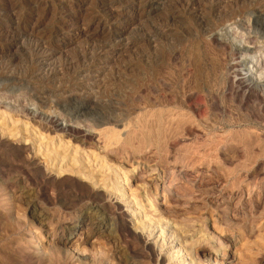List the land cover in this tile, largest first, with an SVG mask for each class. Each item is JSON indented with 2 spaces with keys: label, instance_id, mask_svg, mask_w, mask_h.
I'll return each instance as SVG.
<instances>
[{
  "label": "rangeland",
  "instance_id": "374dc122",
  "mask_svg": "<svg viewBox=\"0 0 264 264\" xmlns=\"http://www.w3.org/2000/svg\"><path fill=\"white\" fill-rule=\"evenodd\" d=\"M27 1L0 0V264H174L180 245L193 264H264V0H150L140 21L132 0L70 20L75 0Z\"/></svg>",
  "mask_w": 264,
  "mask_h": 264
},
{
  "label": "bare ground",
  "instance_id": "6f19581e",
  "mask_svg": "<svg viewBox=\"0 0 264 264\" xmlns=\"http://www.w3.org/2000/svg\"><path fill=\"white\" fill-rule=\"evenodd\" d=\"M4 1V0H3ZM23 0H6V5L4 6V8L5 9H11V10H13V9H16V7L22 2ZM97 0H75L74 1V4H73V8H66L67 6L66 5H64V4H61L60 6H61V9H59V13H60V15L61 16H59L60 18H62L63 20H70V19H68L67 18V16L68 15H70V13H71V11H73L74 9H75V13H76V11H85L86 9H87V7L89 6V4L90 3H95ZM152 1V0H151ZM188 1V0H187ZM190 1V0H189ZM197 1V0H196ZM217 1V0H216ZM225 1V0H224ZM60 2V1H59ZM69 2V1H68ZM221 2V1H220ZM27 4H28V7H29V12L31 13L30 15H32L33 14V16L34 15H37L38 14V16L39 15H43V14H47V13H49V12H53L54 10H53V0H28L27 2H26ZM58 3V2H57ZM56 3V4H57ZM61 3V2H60ZM71 3V2H70ZM120 3V2H119ZM153 3V2H152ZM193 2H189L188 4H187V6L186 7H184V9L185 8H187V9H189V10H191V12L192 13H194V12H196L197 10H198V8H199V6L198 7H196V6H194V3H193V6H190L191 4H192ZM228 3V2H227ZM238 3V2H237ZM245 3V2H244ZM22 4V3H21ZM55 4V3H54ZM126 4V3H125ZM130 4V3H129ZM149 4H150V0H132V2H131V6H128L129 8H130V10L132 11V10H134V9H139V17L137 18V20H139L141 17H143L144 16V12H145V10H141V8L143 7L144 9H146L148 6H149ZM198 4V3H197ZM226 4V3H225ZM100 5V4H99ZM128 5V4H127ZM240 5H241V3H240ZM59 6V7H60ZM94 6V5H93ZM115 5H113V2H109V3H106V2H104V4L100 7V9L101 10H103V11H105L106 12V14H107V19H110L113 23H116V22H118V23H121V24H123L124 23V19H127L128 17H129V19H127V20H129L130 21V23H132L133 22V20L134 19H132V20H130L131 19V15H129L130 13H126V14H123L122 12H121V10H119L118 8H115L114 7ZM69 7V6H68ZM71 7V6H70ZM117 7V6H116ZM223 7V6H222ZM120 8V7H119ZM94 9H95V7H94ZM99 9V10H100ZM2 11H5V10H2ZM126 11V10H125ZM51 12V13H52ZM146 12H147V10H146ZM7 13V12H6ZM56 13V12H55ZM72 13H74V12H72ZM102 13V12H101ZM149 13V12H148ZM2 14V13H1ZM197 14V13H196ZM195 14V15H196ZM92 16V15H91ZM41 17V16H40ZM53 17V16H52ZM76 20V19H75ZM100 20V19H99ZM141 20V19H140ZM139 20V21H140ZM29 21V20H28ZM108 21V20H107ZM106 21V22H107ZM114 21H116V22H114ZM136 21V20H135ZM38 22V20H36V22H35V24ZM98 22H100V21H98ZM129 24V23H128ZM127 24V25H128ZM98 26H100L102 29H103V25H101V24H97ZM104 25H106V24H104ZM116 25H117V23H116ZM97 26V27H98ZM38 27L39 26H35L34 25V27L32 28V30H31V32L30 33H32V35H34L33 33H35V30H39L38 29ZM90 27V26H89ZM83 28V27H82ZM85 28V27H84ZM224 30H222V32L220 31V33L218 34L219 35V37H218V40L217 41H220V43L221 44H224V43H222L223 41V39H221V37L223 36V35H225V34H227L228 35V33H229V31L227 30V27L225 26L224 28H223ZM41 31H43V30H41ZM107 33V32H106ZM7 34V33H6ZM36 34V33H35ZM13 35V34H12ZM83 35V34H82ZM118 35V34H117ZM216 35V34H215ZM25 36V35H24ZM30 36V35H29ZM28 37V36H27ZM35 37H38L39 39H37V40H41V35L40 36H36L35 35ZM216 38H217V36H215ZM214 37V38H215ZM215 38V39H216ZM120 39V38H119ZM122 39V38H121ZM23 40V39H22ZM227 40V39H226ZM120 42V41H119ZM123 45V44H122ZM48 47V46H47ZM46 48V47H45ZM119 48V47H118ZM119 49H121V45H120V48ZM118 51V50H117ZM108 52V51H107ZM115 52V51H114ZM41 54V53H40ZM39 54V55H40ZM103 54V53H102ZM111 54H112V52H111ZM110 53L109 54H107V57L109 56V57H111L112 55H111ZM49 55V54H48ZM103 56H106V51H104V54H103ZM43 58V57H42ZM48 58V57H47ZM45 59V58H44ZM46 60V59H45ZM232 63V62H231ZM253 67H254V65L252 64V62H251V65H249V67H248V70H250V69H253ZM227 69V68H226ZM246 70V69H245ZM52 71V70H51ZM51 71H49V73L51 72ZM230 80V79H229ZM226 81H227V79H226ZM235 82V83H234ZM236 82H237V84H240V86L241 87H245V88H247V90H248V92H250V85H248L246 82H244L243 80H240V78L239 79H235V80H231L230 81V84L232 85L233 83L234 84H236ZM230 86V85H229ZM247 92V93H248ZM252 93V92H251ZM250 93V94H251ZM246 94V93H245ZM260 96V95H259ZM249 97V96H248ZM246 98V97H245ZM178 104V103H177ZM152 105H150V104H147V107H151ZM86 107L87 106H83V107H81V109H80V111L83 113V112H85L87 109H86ZM92 109V108H91ZM90 110V109H89ZM91 111V110H90ZM80 112V113H81ZM88 113V112H87ZM84 114V113H83ZM84 116V115H83ZM144 120V119H143ZM68 126H64V124H61L60 125V128H62V129H65V128H67ZM73 127V126H72ZM155 127V126H154ZM75 128V127H74ZM105 128V127H104ZM107 128V127H106ZM103 129H93V130H91V131H89V132H87V135H88V137L89 138H93V139H96V141L98 142V143H100V144H103L105 147H107V146H109V147H111L112 145L111 144H117V142L118 141H120L119 140V135L121 134H116L115 133V131H114V133H112V135L111 136H113L114 135V137H115V141H113L114 139H112L113 137H111V140L109 141H106V140H104V138H103V131H102ZM117 131V130H116ZM106 132V131H105ZM111 133V132H110ZM110 133H108V134H110ZM123 133V132H122ZM118 136V137H117ZM121 136V135H120ZM56 136H53V138H52V140H53V143H54V140L55 139H57V138H55ZM107 137H109V136H107ZM62 138H64V137H62ZM46 139V138H45ZM106 139V138H105ZM110 139V138H109ZM48 140V139H47ZM49 141V140H48ZM59 141V140H58ZM67 141V140H66ZM113 141V142H112ZM122 141V140H121ZM69 142H67V143H64V146H62V144H59L58 145V147L56 148V147H53V156H55V157H58L59 155H61V154H64L65 153V155L67 156L68 154H66V147L67 146H69V144H68ZM123 143H124V141H123ZM113 144V145H114ZM119 144V143H118ZM43 145H44V142H43ZM111 145V146H110ZM122 146V145H121ZM100 147H102V146H100ZM109 147H107V148H109ZM71 148V147H70ZM113 148V147H112ZM115 148V147H114ZM110 149V148H109ZM67 150H69V149H67ZM77 150V149H76ZM83 150V149H82ZM73 151V150H72ZM71 152V151H70ZM75 152V151H74ZM78 152H80L79 150H78ZM82 152V151H81ZM87 153H89V152H87ZM86 154V153H85ZM91 154V153H90ZM51 155V154H50ZM77 156V155H76ZM86 156V155H85ZM84 156V157H85ZM102 156V155H101ZM68 159V158H67ZM82 160V159H81ZM94 160V159H93ZM97 160V159H96ZM105 160V159H104ZM84 163V162H83ZM91 163V162H90ZM61 164V163H60ZM67 164V163H66ZM106 164H108V163H106ZM57 165V164H56ZM73 165V164H72ZM94 165H96V164H94ZM101 165V164H100ZM99 165V166H100ZM65 166V165H64ZM64 166H60L59 168H55L54 167V165H53V171H57L58 173H61V172H63V171H68V170H70V171H75L74 170V168L72 167V166H70V167H66V168H62V167H64ZM78 166V165H77ZM91 166V165H90ZM104 166V165H103ZM83 167V166H82ZM80 168V167H79ZM97 169V168H96ZM98 170V169H97ZM100 170V169H99ZM92 171V170H91ZM102 172V171H101ZM105 172H107V171H105ZM135 172V171H134ZM86 173H87V175H86ZM86 173H82L83 174V178L85 179H89V182H91V183H93L94 184V187H96V188H104V187H106V186H104V184L102 183V181L104 180V175L102 174V175H100V179L99 180H97V179H94V180H92L93 179V176L94 175H92L93 173H90V171L89 172H86ZM78 174V173H77ZM72 175V174H71ZM112 175V174H111ZM73 176V175H72ZM117 176V175H116ZM121 176V175H120ZM129 176V175H128ZM126 177V176H125ZM136 177V176H135ZM79 178V177H78ZM133 179V178H132ZM116 180V179H115ZM125 180V179H124ZM128 180V179H127ZM117 182V181H116ZM128 182V181H127ZM118 183H120L119 181H118ZM109 185V184H108ZM118 186H119V184H117ZM122 186V185H121ZM125 188H127V187H125ZM116 190V189H115ZM101 191V190H100ZM105 191V190H104ZM107 192V191H106ZM105 193V192H104ZM111 195V194H110ZM124 198H121V199H123L124 201H123V203H122V206L124 207V209L123 210H127L128 212H132V214L133 213H135V212H137V211H140V209L142 208V201L140 200V202H137V200L135 199V195H134V192H133V190H130L129 191V194H127L126 195V193H124ZM118 199V198H117ZM119 203V202H118ZM147 205V204H146ZM152 207H153V205H151ZM146 211V210H145ZM142 214H143V212H142ZM146 214V213H145ZM130 216V215H129ZM139 216V215H138ZM145 218H143L142 220L141 219H139V217H138V220L136 221V224H135V227H134V229L135 230H137V231H139V229H141L144 225H146V224H148V223H152V221L154 220V218L153 217H150V218H146L147 217V215H145L144 216ZM131 219H132V217H131ZM130 220V219H129ZM134 220V219H133ZM158 224V223H157ZM132 225V224H131ZM78 226H80V225H78ZM161 226H163V225H161ZM152 227V226H151ZM149 228V227H148ZM157 228V227H156ZM145 231V230H144ZM160 231V230H159ZM139 233V232H138ZM155 233V232H154ZM159 234V233H158ZM156 235H157V233H156ZM177 236V235H176ZM157 237V236H156ZM155 237V238H156ZM158 238V237H157ZM176 241V240H175ZM184 241V240H183ZM163 242V241H162ZM168 243V242H167ZM173 243V242H172ZM153 244H154V242H153ZM160 244H161V242H160ZM169 244V243H168ZM163 245V244H162ZM167 246H172V245H167ZM173 246H174V244H173ZM168 247V248H169ZM161 248V247H160ZM171 248V247H170ZM186 249V248H185ZM184 247L182 246V245H180V246H178L177 247V249L174 251V252H169V258H174L176 261V263H174V264H193V260H191V257L190 256H188L187 255V257H186V255L185 254H187L186 252L184 253ZM164 250V249H163ZM165 251V250H164ZM160 255H162V254H160ZM160 255H158V256H160ZM180 256H182L181 257V259L179 258ZM162 258V257H161ZM159 259V258H158ZM160 261V260H159ZM164 262V261H163ZM162 263V262H161ZM160 263V264H161Z\"/></svg>",
  "mask_w": 264,
  "mask_h": 264
}]
</instances>
